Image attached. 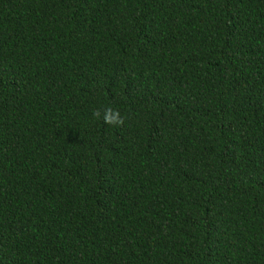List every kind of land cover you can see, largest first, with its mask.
Segmentation results:
<instances>
[{
	"label": "trees",
	"instance_id": "obj_1",
	"mask_svg": "<svg viewBox=\"0 0 264 264\" xmlns=\"http://www.w3.org/2000/svg\"><path fill=\"white\" fill-rule=\"evenodd\" d=\"M0 264H264V0H0Z\"/></svg>",
	"mask_w": 264,
	"mask_h": 264
},
{
	"label": "clouds",
	"instance_id": "obj_2",
	"mask_svg": "<svg viewBox=\"0 0 264 264\" xmlns=\"http://www.w3.org/2000/svg\"><path fill=\"white\" fill-rule=\"evenodd\" d=\"M94 118L102 119L103 123L110 126H122L124 124V117L120 111L112 107H107L103 113L99 109L94 110L92 113Z\"/></svg>",
	"mask_w": 264,
	"mask_h": 264
}]
</instances>
